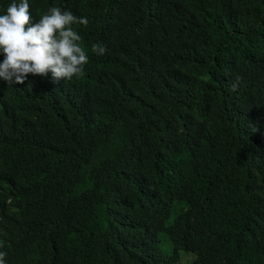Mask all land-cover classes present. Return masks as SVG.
Masks as SVG:
<instances>
[{
  "label": "trees",
  "instance_id": "1",
  "mask_svg": "<svg viewBox=\"0 0 264 264\" xmlns=\"http://www.w3.org/2000/svg\"><path fill=\"white\" fill-rule=\"evenodd\" d=\"M28 2L86 17L89 60L0 78L5 264H264V0Z\"/></svg>",
  "mask_w": 264,
  "mask_h": 264
},
{
  "label": "clouds",
  "instance_id": "2",
  "mask_svg": "<svg viewBox=\"0 0 264 264\" xmlns=\"http://www.w3.org/2000/svg\"><path fill=\"white\" fill-rule=\"evenodd\" d=\"M28 0H12L5 14H0V78L9 87L24 84L28 79L47 76L50 72L57 84L83 74L89 57L81 47V36L73 25L88 26L86 17H77L71 11L52 7L37 22H33ZM91 51L102 56L106 49L93 44ZM62 80V81H61ZM62 101L65 98L58 95ZM22 138V136H21ZM46 140L36 137L31 146L38 152ZM5 240L0 239V249ZM5 252H0V264H5Z\"/></svg>",
  "mask_w": 264,
  "mask_h": 264
},
{
  "label": "rangeland",
  "instance_id": "3",
  "mask_svg": "<svg viewBox=\"0 0 264 264\" xmlns=\"http://www.w3.org/2000/svg\"><path fill=\"white\" fill-rule=\"evenodd\" d=\"M159 245L164 253H171L173 250L172 243L169 239L161 240L159 241ZM195 258V255L191 252L180 250L179 253V260L177 264H192L193 260Z\"/></svg>",
  "mask_w": 264,
  "mask_h": 264
}]
</instances>
